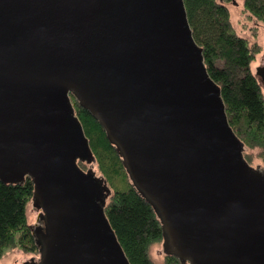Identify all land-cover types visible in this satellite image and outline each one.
<instances>
[{
	"label": "water",
	"instance_id": "water-1",
	"mask_svg": "<svg viewBox=\"0 0 264 264\" xmlns=\"http://www.w3.org/2000/svg\"><path fill=\"white\" fill-rule=\"evenodd\" d=\"M71 94L111 134L181 260L264 264V168L243 157L185 1L0 0V178L33 179L41 264H130L76 163L88 141Z\"/></svg>",
	"mask_w": 264,
	"mask_h": 264
},
{
	"label": "trees",
	"instance_id": "trees-1",
	"mask_svg": "<svg viewBox=\"0 0 264 264\" xmlns=\"http://www.w3.org/2000/svg\"><path fill=\"white\" fill-rule=\"evenodd\" d=\"M184 1L203 64L220 91L231 130L242 144L243 157L252 166L258 162L264 167V94L255 72L250 70L258 46L236 31L226 4L235 0ZM244 11L250 20L264 23V0H245ZM70 98L88 141L76 163L95 179L109 225L129 263L158 264L153 253L159 246L163 264H189L172 250L158 208L135 186L111 134L83 108L76 95ZM36 203L40 215L43 209L31 177L15 183L0 178V260L7 249L39 252L41 232L28 216L30 206Z\"/></svg>",
	"mask_w": 264,
	"mask_h": 264
},
{
	"label": "rangeland",
	"instance_id": "rangeland-1",
	"mask_svg": "<svg viewBox=\"0 0 264 264\" xmlns=\"http://www.w3.org/2000/svg\"><path fill=\"white\" fill-rule=\"evenodd\" d=\"M235 1L238 6L232 4L231 2L226 3V4L230 10L231 20H232V23L234 24L236 31L241 37L249 39L253 43L263 44L264 43V23L250 20L247 17L244 11V1L245 0H235ZM258 166H260L258 162H255L253 164V167H258ZM39 211L35 214V211L33 210V205L30 206L28 216H29V222L32 225L37 223ZM41 227H44V224H42ZM157 250L161 252V255L157 254ZM162 253H163L162 247H159V246L155 247L153 257L158 264H163L162 263V258H163ZM37 256H38V253H25L19 247L14 248V249H7L4 253L3 258L0 260V264H19L20 259L37 258Z\"/></svg>",
	"mask_w": 264,
	"mask_h": 264
},
{
	"label": "flooded vegetation",
	"instance_id": "flooded-vegetation-1",
	"mask_svg": "<svg viewBox=\"0 0 264 264\" xmlns=\"http://www.w3.org/2000/svg\"><path fill=\"white\" fill-rule=\"evenodd\" d=\"M259 49V53L257 55L256 60L253 62V64L250 67L251 72H255L256 76H257V80L259 81L260 85H261V90L263 91L264 94V43L263 44H258L256 43ZM259 70L260 74L257 73V71ZM39 248V252H34V253H38V263L41 264L42 259H43V253L41 251V246L38 247Z\"/></svg>",
	"mask_w": 264,
	"mask_h": 264
}]
</instances>
